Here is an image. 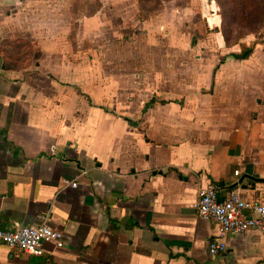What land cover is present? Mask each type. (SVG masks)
Returning a JSON list of instances; mask_svg holds the SVG:
<instances>
[{"label":"crops","instance_id":"crops-1","mask_svg":"<svg viewBox=\"0 0 264 264\" xmlns=\"http://www.w3.org/2000/svg\"><path fill=\"white\" fill-rule=\"evenodd\" d=\"M142 1L79 0L96 15L46 31L20 19L40 2L0 0V48L29 31L33 52L26 63L0 54V228L46 216L64 242L40 256L0 244V264H264V216L263 230L229 234L212 255L217 226L193 207L208 184L264 206V75L247 57L217 59L210 39L191 44L206 0L137 19ZM142 49L164 56L160 88L105 85Z\"/></svg>","mask_w":264,"mask_h":264},{"label":"rangeland","instance_id":"rangeland-1","mask_svg":"<svg viewBox=\"0 0 264 264\" xmlns=\"http://www.w3.org/2000/svg\"><path fill=\"white\" fill-rule=\"evenodd\" d=\"M20 1L22 2V0ZM206 1L205 4H208L209 6L208 11L205 13L209 17L208 24L200 23L201 28L198 30V33L191 38V44H195L196 40L206 39L209 41L210 39L211 43L209 49L211 50V53L215 55L217 59L223 61L226 60L225 57H234L237 54L242 57H247L246 59L251 60L249 65L253 66V68H255L254 70H256L254 75L257 74L258 78H260L262 74L264 75V10L262 7L253 6L249 8L247 11V13L249 12V16H246L247 13L241 14L238 11H232V9L229 8L231 5L227 8L228 12L226 10L225 13L227 3L223 2V0ZM38 2H40L38 6L40 5L41 7L40 9H37L39 13H25L22 17L20 16L21 18L19 16L17 17V19H22V23H24L26 27L28 25L32 26L33 24H37L41 29L46 30L51 28L52 25L64 26L65 24L69 25V23L78 27L81 26L82 22H87L91 17L96 15H83L85 9L82 8V3L78 4L79 0H55L54 3L56 6H54L50 0H37V3ZM185 2L186 1L184 0H162V2L159 3L158 0H144L141 2L143 9L139 8L136 17L137 19L152 17L156 11L160 10L165 5L175 7L185 5ZM200 2L202 3L204 0H200ZM53 6L55 10L49 12L51 10L50 8ZM56 10H58V13ZM91 10L92 8H86L87 12H90ZM111 16L112 20L118 22L119 19L117 16ZM15 17L16 16H14V18ZM98 17L103 19L104 16L98 15ZM198 19L201 22V19ZM97 23H99V20ZM106 25L112 28L110 22ZM208 28H211V34H208ZM96 31V29L91 31V34H89L87 38H94ZM111 32V30L108 31V34L110 35ZM158 32L159 35L162 33L159 29ZM74 33L72 32V34ZM153 33L155 35L149 39L147 47H153L155 49L154 46L158 44L160 36L158 38L157 32L153 31ZM29 35V31L24 32L22 38L25 40H23L21 46L2 47L0 48V54H7L12 60L21 59L23 60V63L30 61V56L33 52L30 46L26 45L29 40ZM107 38H110V36ZM19 39H21L20 36ZM260 46H263V49H260L261 51H259ZM91 50H93L92 53L94 54V50L96 49L91 48ZM91 50H89V52H91ZM142 51L143 49L139 53H136L137 59L135 58L133 59L134 61L127 64L128 68L131 70L129 75L121 76L117 80L111 78L106 79L105 76V85L111 87L112 81H117L116 86H114L116 87V90H157L160 88L162 86L160 83L161 74L159 73L160 70L158 68L161 65V60L164 59V56L157 57L150 53L145 55ZM107 61L109 63L107 64L108 69L112 70V67L114 68V66H112L114 63H111L110 57H107ZM127 66L125 65V67ZM219 68L221 67L218 65L216 69L218 70ZM118 71L123 72L124 70L122 71V69L119 68Z\"/></svg>","mask_w":264,"mask_h":264},{"label":"built area","instance_id":"built-area-1","mask_svg":"<svg viewBox=\"0 0 264 264\" xmlns=\"http://www.w3.org/2000/svg\"><path fill=\"white\" fill-rule=\"evenodd\" d=\"M65 185L75 187L77 181H67ZM193 207L198 216L217 226V237L209 239L207 243V249L212 255L226 252L224 238L229 234H243L251 228L263 230L264 206L257 199H243L237 187H230L224 193L215 184L199 187ZM39 221L35 225L0 228V244L30 256H40L45 243L63 247L62 232L51 229L45 223L46 216L39 217Z\"/></svg>","mask_w":264,"mask_h":264},{"label":"trees","instance_id":"trees-1","mask_svg":"<svg viewBox=\"0 0 264 264\" xmlns=\"http://www.w3.org/2000/svg\"><path fill=\"white\" fill-rule=\"evenodd\" d=\"M223 2L227 3V7L225 8V13L227 8L229 7L232 9V11H238L241 14H246L248 9L253 7V6H261L262 9L264 10V0H223ZM229 3V4H228ZM226 5V4H225ZM228 12V10H227ZM249 14V12L246 14V16ZM249 16V15H248ZM241 55H235V59L241 58Z\"/></svg>","mask_w":264,"mask_h":264}]
</instances>
